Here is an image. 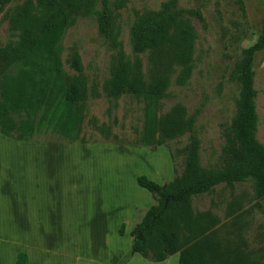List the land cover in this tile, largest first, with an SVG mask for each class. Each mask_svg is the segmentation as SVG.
Returning <instances> with one entry per match:
<instances>
[{
	"label": "trees",
	"instance_id": "1",
	"mask_svg": "<svg viewBox=\"0 0 264 264\" xmlns=\"http://www.w3.org/2000/svg\"><path fill=\"white\" fill-rule=\"evenodd\" d=\"M10 2L0 0V10ZM85 5V0H19L7 6L3 18L9 37L0 42L1 134L30 140L46 126L61 137L57 140L84 142L79 132L86 80L77 53L73 51L67 59L72 74L62 69L59 53L62 34ZM96 15L99 33L109 36L111 13L105 0H101ZM191 41L192 32L176 0H165L157 10L134 19L129 29L134 56L127 59L119 55L101 83L107 98L131 94L143 99L140 145H163L187 133L181 148L183 168L178 175L162 184L143 174L135 177L136 184L146 189L154 202L130 230V253L152 261L177 253V264H250L244 254L222 246L214 237V218L193 211L190 200L220 183L248 181L258 199L256 207L264 211V145L255 138L256 91L252 79L254 55L264 50V21L254 42L241 49L230 71L237 96L223 133L218 169L200 165L193 118L186 116L182 106L176 104L156 114V101L165 93L172 64L187 61ZM144 52L151 62L146 75L136 55ZM25 263L24 253L18 252L14 264Z\"/></svg>",
	"mask_w": 264,
	"mask_h": 264
},
{
	"label": "rangeland",
	"instance_id": "2",
	"mask_svg": "<svg viewBox=\"0 0 264 264\" xmlns=\"http://www.w3.org/2000/svg\"><path fill=\"white\" fill-rule=\"evenodd\" d=\"M18 1L11 0L0 10V42L9 37L3 14L7 6ZM85 1L82 13L74 17L62 34L59 53L62 69L72 74L74 70L67 59L75 51L86 80L79 132L84 142L57 140L60 136L46 126L35 132L33 138L62 141L68 143V147L93 150L87 155L78 151V155L82 154L78 157L72 153L53 156L52 165L56 169L51 177L53 180L59 177L61 197L73 204L68 208L77 204L72 199L87 200L96 193L99 198L120 195L142 204L137 198H143L142 193L147 191L135 184L134 174L147 176V170L159 184L178 175L183 168L181 148L187 142V133L163 145H140L143 99L131 94H123L115 100L107 98L101 92V83L108 76L109 65L119 55L127 59L134 56L129 44V29L134 19L146 11L157 10L165 0H105L111 13L109 36L98 31L96 11L101 0ZM176 7L182 10L192 32V41L187 61L172 64L165 93L156 101V114L176 104L182 106L186 116L193 118L200 165L218 169L222 164L219 150L223 133L229 126L237 96L230 71L241 49L251 45L261 29L264 0H176ZM136 55L146 75L151 65L148 53ZM252 72L256 91L255 138L264 145V50L254 55ZM91 86L95 91L90 90ZM12 148L17 146L12 145ZM85 170L92 171L99 179L91 184L90 191H86L88 185L85 186L81 195V191L76 190L82 188L78 179ZM257 200L248 181L230 185L220 183L204 194L193 196L190 207L214 218V237L223 247L244 254L250 264H264V211L256 207ZM151 201L154 202L152 197ZM147 206L134 207L139 215L137 220ZM1 239L0 264H10L8 254L12 251V242L2 244ZM77 239H82L83 244L87 242L74 246L79 252L95 255L98 238ZM71 242H74L72 238H68V243Z\"/></svg>",
	"mask_w": 264,
	"mask_h": 264
},
{
	"label": "crops",
	"instance_id": "3",
	"mask_svg": "<svg viewBox=\"0 0 264 264\" xmlns=\"http://www.w3.org/2000/svg\"><path fill=\"white\" fill-rule=\"evenodd\" d=\"M66 145L62 141L16 140L0 133V238L2 244L12 242L10 264H14L18 252L24 253L25 264H177V253L160 261L130 253V230L140 220L134 207L152 204L151 194L136 184L137 175L133 176L135 184L147 191H142L143 198H137L142 204L120 195L99 198L96 193L87 200L72 199L77 204L68 208L73 204L61 197L59 177H51L56 169L53 156L72 153L78 157L93 150ZM146 172L147 178L157 182ZM98 179L92 171H81L78 185L82 188L76 191L83 195L85 186L89 190ZM83 237L98 238L95 255L82 254L74 247L87 244L77 239ZM68 238L74 242L69 244Z\"/></svg>",
	"mask_w": 264,
	"mask_h": 264
},
{
	"label": "water",
	"instance_id": "4",
	"mask_svg": "<svg viewBox=\"0 0 264 264\" xmlns=\"http://www.w3.org/2000/svg\"><path fill=\"white\" fill-rule=\"evenodd\" d=\"M136 242H137V243H140V242H141V239H137Z\"/></svg>",
	"mask_w": 264,
	"mask_h": 264
}]
</instances>
